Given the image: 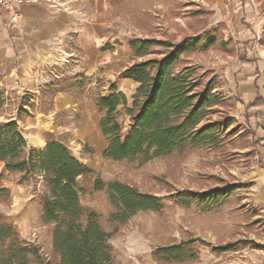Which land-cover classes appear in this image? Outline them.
Masks as SVG:
<instances>
[{
	"label": "trees",
	"instance_id": "16d2710c",
	"mask_svg": "<svg viewBox=\"0 0 264 264\" xmlns=\"http://www.w3.org/2000/svg\"><path fill=\"white\" fill-rule=\"evenodd\" d=\"M188 14L187 26L194 33L179 41L149 36L134 37L130 42L135 62L126 67L122 75L138 86L129 106L122 92L103 96L96 91L91 95L102 113L99 122L107 141L102 154L105 160L145 163L154 157L171 153L183 155L197 148L221 150L231 142L229 136L240 126L254 134L248 120L237 122L228 114L221 115L218 108L224 99L217 91L221 83L215 82L216 76L211 78V73L192 59L195 54L211 48L233 54L235 43L230 37L224 39V25L207 27V20L200 19L203 11L193 9ZM87 84L86 77L76 74L50 81L39 91V108L47 112L55 96L61 92L71 94ZM33 95H26L17 106L20 116L30 115L23 106L32 110ZM6 99L4 90L0 89V115ZM232 102L237 104L236 99ZM260 102L255 100L247 109L256 108ZM121 105L123 107L118 109ZM0 164L6 172L19 175L18 183L28 184L35 177L44 183L39 221L44 225L53 224L51 243L55 258V262L44 258L38 245L23 242L17 227L0 211V264H112L113 248L108 240L119 226L140 211L159 210L162 205L156 194L125 181L109 179L105 182L96 177L93 189L104 191L111 206L108 223L112 230L106 231L100 225L99 213L82 204L80 195L84 189L76 182L79 176L92 174V170L76 159L61 140L50 139L41 149L29 147L19 124L11 118L0 122ZM3 179L0 170V202L9 203L10 189L3 185ZM228 194L226 188L199 194L187 190L179 192L180 197L194 203ZM193 243L190 240L158 247L152 254L162 262L183 263L196 259ZM231 250L232 243L218 246L214 252Z\"/></svg>",
	"mask_w": 264,
	"mask_h": 264
},
{
	"label": "rangeland",
	"instance_id": "374dc122",
	"mask_svg": "<svg viewBox=\"0 0 264 264\" xmlns=\"http://www.w3.org/2000/svg\"><path fill=\"white\" fill-rule=\"evenodd\" d=\"M213 2L128 0L122 10L127 23L135 24L137 28H151L160 32L163 38L179 41L184 36L180 22L187 11H203L200 19H206L208 27L211 26L213 16L209 12ZM260 3L264 10V0ZM192 59L211 73V78L216 76L215 82L221 83L217 89L224 99L218 108L221 115L228 114L237 122L243 121L240 117L243 111L240 112L238 105L232 102L223 73L224 67L234 58L227 56L225 51L211 48L195 54ZM9 107L3 108L0 122L9 118ZM60 138L71 147L69 152L75 154L77 142L70 143L62 135ZM229 138L231 142L221 150L197 148L183 155L171 153L154 157L145 163L98 159L93 173L78 180L84 189L80 195L82 204L99 213L100 225L108 232L112 230L108 223L111 206L104 191L93 189L96 177L105 182L109 179L125 181L161 199L159 210L138 212L111 236L108 241L113 248L112 264H264V204L256 201L257 172L264 163L262 150L243 126ZM85 151L81 146V152ZM18 178V174L4 173L2 183L10 189L11 200L9 203L0 202V211L17 227L23 242L38 245L42 257L55 262L51 243L53 224L44 225L39 221L44 183L39 177L28 184L18 183ZM214 188H226L229 194L199 203L179 196L184 190L199 194ZM190 240L194 241L195 249L192 250L197 253L196 259L166 263L153 257L152 252L158 247ZM230 243L231 251L214 252L216 247Z\"/></svg>",
	"mask_w": 264,
	"mask_h": 264
},
{
	"label": "crops",
	"instance_id": "0c3cea01",
	"mask_svg": "<svg viewBox=\"0 0 264 264\" xmlns=\"http://www.w3.org/2000/svg\"><path fill=\"white\" fill-rule=\"evenodd\" d=\"M127 1L65 0V5L58 7L29 1L0 6V89L7 98L5 106H11L9 118L19 124L29 147L41 149L48 140H61L62 135L70 143L77 142L76 153L71 154L92 172L94 163L104 159L107 141L100 131L102 113L91 95L96 91L103 96L122 92L129 106L138 86L122 75L135 62L130 42L134 37L163 38L151 28L127 23L122 10ZM257 1L258 5L254 0H214L213 21L209 25H224L226 39L230 37L235 43L234 53H226L234 59L224 67V78L230 95L243 111L240 117H247L241 119L248 120L264 161V10ZM14 13L17 19L13 22ZM188 20L187 11L180 22L184 36L194 33L187 26ZM62 55L65 59L60 65ZM50 67L57 69L59 75L51 81L76 74L86 77L88 84L71 94L61 92L54 97L51 109L43 112L38 95L45 85L37 83L33 72ZM31 94L36 95L30 100L34 107L31 110L24 105L30 115L20 116L17 106ZM258 99L262 102L256 108L247 109ZM81 146L86 153L81 152ZM0 170L9 174L2 164ZM86 176L76 179L78 186V180ZM257 176L256 201L264 204V163Z\"/></svg>",
	"mask_w": 264,
	"mask_h": 264
},
{
	"label": "built area",
	"instance_id": "2783aa9c",
	"mask_svg": "<svg viewBox=\"0 0 264 264\" xmlns=\"http://www.w3.org/2000/svg\"><path fill=\"white\" fill-rule=\"evenodd\" d=\"M29 1H38V2H48L56 7L65 5V0H0V6H13V4H23L28 3ZM17 19V13H14V15L11 17V20L14 22ZM64 56L62 55L59 59V63L61 61L63 65L64 64ZM34 79L37 80V83L41 86L46 85V83L50 82L53 79H57L59 77L57 73V69L50 67L47 70H35L33 72Z\"/></svg>",
	"mask_w": 264,
	"mask_h": 264
}]
</instances>
